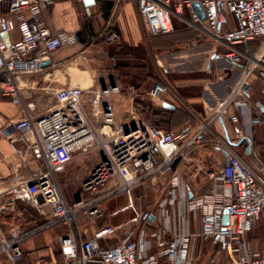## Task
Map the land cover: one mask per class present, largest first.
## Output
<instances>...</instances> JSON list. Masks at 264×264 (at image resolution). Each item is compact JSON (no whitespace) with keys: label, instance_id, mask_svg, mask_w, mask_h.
Listing matches in <instances>:
<instances>
[{"label":"built area","instance_id":"obj_1","mask_svg":"<svg viewBox=\"0 0 264 264\" xmlns=\"http://www.w3.org/2000/svg\"><path fill=\"white\" fill-rule=\"evenodd\" d=\"M55 1L0 0V97L14 104H22V75L42 70V62L56 49L83 41L75 32H53L47 26L42 12ZM132 1L148 35L169 33L174 16L195 29L199 38L209 36L216 50L222 49L204 62L210 74L202 85L204 117L196 126L177 129L134 116L117 119L111 96L120 92L118 84L85 88L71 84L56 89L55 102L45 113L32 117L25 112L5 125L0 135L12 152L22 161L29 155L43 164L27 177L15 173L8 188L23 190L42 220L27 229L12 225L6 233L0 232V264H17L23 257V242L57 225L66 230L48 247L55 264H218L220 258L221 264L228 259L233 264H264V253L247 240L264 212V177L212 128L240 119L248 127L264 123L262 101H254L255 115L249 112L252 76L264 82V0ZM195 1L203 8L204 20L192 8ZM13 24L18 32L15 39L9 37ZM103 39L114 44L118 34L110 31ZM254 41L257 46L250 50ZM169 91L165 81H156L145 96L138 95L130 113L142 108L147 98L162 108L161 97ZM209 135H214L212 142L227 157L217 163H197L206 185L196 188L184 180L178 167L191 161ZM242 136V130L235 132L237 139ZM90 153H95L96 162L68 201L56 171ZM158 182L162 187L155 205L139 211L134 190ZM118 197L125 202L111 215L126 210L133 215L85 237L78 216L99 219L103 204ZM7 210H15V203L0 201V214ZM118 229L122 236L110 239ZM209 242L219 247H207L204 254Z\"/></svg>","mask_w":264,"mask_h":264},{"label":"crops","instance_id":"obj_2","mask_svg":"<svg viewBox=\"0 0 264 264\" xmlns=\"http://www.w3.org/2000/svg\"><path fill=\"white\" fill-rule=\"evenodd\" d=\"M42 16L53 32L59 29L75 32L83 37V41H79L72 46L56 49L50 56V63L43 65L42 70L24 74L20 77L19 88L22 104H14L6 99L0 100V130L8 123L17 120L25 112L32 117H36L49 110L55 102L56 89L75 83L74 71L70 66L73 59L91 48L97 50L95 54L98 57L100 75L98 85L105 86L113 82L119 86L120 92L111 96V102H136L138 95L145 96L152 85L158 81L151 80L154 73L145 72L147 71L146 66L143 67L142 64L139 65L134 62L138 51L143 50L142 48L147 44L146 36L148 34L132 0H57L43 10ZM110 31H115L118 34V40L114 44L106 43L103 39L104 35ZM17 36L18 32L13 24L9 37L15 39ZM85 43L92 46L85 47ZM257 43V41L251 42L249 49L254 50ZM187 46L189 47L184 48L185 51L183 52L188 55L189 67L180 72V77L187 78L179 79V81H182L177 84V90L183 94V97H179L170 87V91L161 97V102L170 104L173 109L176 108L173 105L175 102H198L202 107V85L210 76L205 69L204 62L216 50L214 43L209 41V38L207 40L203 37ZM220 50L222 49L217 47L216 51L219 52ZM163 73H166L165 77L170 76L164 69ZM263 87L264 82L254 74L250 94L252 102H250L249 107V112L252 115L257 112L254 101L259 100L264 103V93L261 91ZM146 102L151 101L147 98ZM162 108L169 111L173 110ZM202 110L205 114L203 107ZM233 113L236 112L233 111ZM242 121L240 119L239 122L234 124L224 122L222 126L216 123L212 128L215 134L222 136L238 154L243 152L241 156L244 161L264 177V166L260 162V165L254 166L248 161L251 156L258 160L256 155L259 153L264 154V123L248 127ZM239 129L242 130L244 135L241 138H249L250 143L243 141L237 144L241 138L237 139L235 132ZM212 141L213 139L208 138L207 141L198 146L197 151L190 157L191 161L201 165L206 162L217 163L220 161L219 153L222 155L221 160H225L227 157L226 152ZM203 151L207 158L205 161L196 157ZM95 162V153L87 154L60 167L56 171V177L60 183L65 182L67 176L72 175L68 179H74L78 186ZM39 166H43L41 160L32 158L29 155L25 157V161H22L18 155L12 152L7 140L0 135V201H13L15 203V210H7L0 214V232L6 233L12 225H19L27 229L42 220L35 210L29 206L28 196L23 190L8 189L15 173L27 177ZM202 177L204 180L203 175ZM186 182L196 188L201 187L195 181ZM77 190L74 191L73 197L77 194ZM73 197L68 201H71ZM260 220L264 223V212ZM78 222L80 227L85 230L84 236L90 237L92 234H88V227L83 224L84 217L78 216ZM65 230V226L57 225L23 242V257L17 264H55L49 256L48 247L52 239ZM250 245L262 252L256 242H254V245L252 243Z\"/></svg>","mask_w":264,"mask_h":264},{"label":"rangeland","instance_id":"obj_3","mask_svg":"<svg viewBox=\"0 0 264 264\" xmlns=\"http://www.w3.org/2000/svg\"><path fill=\"white\" fill-rule=\"evenodd\" d=\"M171 20L172 28L169 33L158 36H146L147 44L142 48L143 50L138 51L137 58L134 62L139 65L147 64V67L149 68L148 70H150L149 72L152 74L154 73L151 80L166 81L174 93H176L179 97H183V94L179 93L177 90V84L182 81H179V79L187 78L180 77L181 70L189 67V62L187 61L188 55L183 51L189 47L187 45H191L192 42L200 38L197 37L198 32L195 29L180 21L178 18L172 16ZM208 38L209 36L203 35V39L208 40ZM209 41L212 40L209 38ZM84 46L89 47L92 45L85 43ZM96 52V49L91 48L86 50V52H83L79 55V57L73 59L72 64L70 65L74 71L75 83L73 84L80 85L84 88L90 85L99 86V62L97 54H95ZM163 69H165L167 74H170V76L167 75V77H165L166 73H163ZM2 99L4 98L0 97V100ZM132 103L133 102H112L116 118L122 119L127 116H134L133 119L144 118L146 121L148 120L162 126L176 129L185 125L196 126L199 123V120L205 115L198 102H175L173 105L176 106V108L171 111H162L160 107L157 106L156 102H143V107L136 108L134 114H131ZM208 138L214 140V135H209ZM240 155H243V152H241ZM219 156L220 161H222V155L220 153ZM196 157H199L204 161L207 159L204 151L203 153H199ZM256 157L258 160L251 156L248 158V161H250L254 166L260 165L259 162L264 166V154L259 153ZM196 164L197 162L194 161H183L179 164L178 170L184 177L185 181H195L197 185L205 188L206 184L205 179L203 180L202 177L203 173L197 170ZM71 176H67L66 180H64L65 182H60L63 194L66 199L68 198L67 200L73 197L72 195L76 189L79 190L77 182L74 179H68ZM161 187L162 186L158 182V184H154V186H140L134 190L133 196L139 211H144L145 209L155 205L157 195ZM124 202V197H118L104 203L102 206L103 216L96 220H91L83 215H79L84 217L83 224L88 227V234L91 235L96 229L106 225L118 226L130 218L133 215V212L130 210L119 212L117 215H111L112 209L119 207ZM122 234V229H118L111 235L110 239L115 240L121 237ZM247 240L253 245L254 242H256L257 246L261 248L262 253H264L263 221L260 220L255 224L251 232L248 233ZM103 243L106 242L104 241ZM107 243H110V241H107ZM210 246H215L217 248L219 247V244H212L211 242L207 243L206 247L204 246V254L207 253V247ZM222 262L223 259L220 258L218 264H221ZM227 264L233 263L228 259Z\"/></svg>","mask_w":264,"mask_h":264},{"label":"water","instance_id":"obj_4","mask_svg":"<svg viewBox=\"0 0 264 264\" xmlns=\"http://www.w3.org/2000/svg\"><path fill=\"white\" fill-rule=\"evenodd\" d=\"M83 1H89V0H83ZM192 8H193V10L198 14L200 20H204V18H205V16H204V11H203V8H202V6L200 5V3H199V2H196V1L193 2V3H192ZM3 36L6 38V34H5V33L3 34ZM49 63H50V59L45 60L44 62H42V65L49 64ZM113 84H114V83L112 82L111 85H113ZM103 86H104V85H103ZM163 107H165V108H169V109H173V106H171L170 104H168V103H166V102L163 103ZM243 141H247L248 143H250L249 138H247V137H243V138H241V139L237 142V144H240V143L243 142ZM225 154H226V153H225ZM226 155H227V154H226ZM226 163H227V161H226ZM223 222H226V217H224Z\"/></svg>","mask_w":264,"mask_h":264},{"label":"trees","instance_id":"obj_5","mask_svg":"<svg viewBox=\"0 0 264 264\" xmlns=\"http://www.w3.org/2000/svg\"><path fill=\"white\" fill-rule=\"evenodd\" d=\"M144 66L147 67V64H145V65L143 64V67H144ZM148 69H149V68L147 67V71H145V72H148V73L150 74V72H149L150 70H148ZM139 75H140V74H139ZM137 76H138V75H137ZM139 77H140V76H139ZM161 110L163 111V110H165V109L161 108ZM167 111H169V110H167Z\"/></svg>","mask_w":264,"mask_h":264}]
</instances>
